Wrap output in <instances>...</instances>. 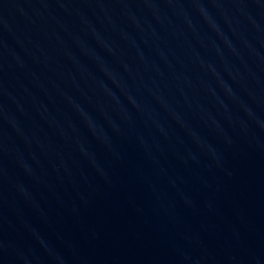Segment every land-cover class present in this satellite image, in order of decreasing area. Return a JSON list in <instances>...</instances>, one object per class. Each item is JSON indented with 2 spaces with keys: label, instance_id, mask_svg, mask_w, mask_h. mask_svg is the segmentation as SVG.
<instances>
[{
  "label": "water",
  "instance_id": "95a60500",
  "mask_svg": "<svg viewBox=\"0 0 264 264\" xmlns=\"http://www.w3.org/2000/svg\"><path fill=\"white\" fill-rule=\"evenodd\" d=\"M0 264H264V0H0Z\"/></svg>",
  "mask_w": 264,
  "mask_h": 264
}]
</instances>
